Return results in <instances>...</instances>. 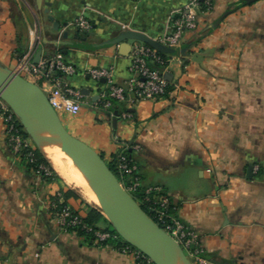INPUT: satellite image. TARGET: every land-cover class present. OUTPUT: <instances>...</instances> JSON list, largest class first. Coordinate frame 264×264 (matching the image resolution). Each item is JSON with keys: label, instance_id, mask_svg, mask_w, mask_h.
Returning a JSON list of instances; mask_svg holds the SVG:
<instances>
[{"label": "crops", "instance_id": "0c3cea01", "mask_svg": "<svg viewBox=\"0 0 264 264\" xmlns=\"http://www.w3.org/2000/svg\"><path fill=\"white\" fill-rule=\"evenodd\" d=\"M37 1L0 0V68L18 71L48 94L52 83L20 65L36 63L40 50V60L63 53L76 69L65 81L81 93L79 113L58 111L67 129L108 162L130 148L142 183L167 192L208 264H264V0H211L175 51L163 52L168 91L113 100L108 108L101 105L105 80L88 70L112 67L124 83L137 40L128 55L117 44L91 49L58 40L84 33L76 25L81 16L93 24L90 43L124 31L160 40L189 0ZM7 129L0 103V264H136L117 242L88 241L61 228L50 209L57 193L82 216L101 210L66 183L41 148L53 174L28 166ZM97 225L111 227L104 214Z\"/></svg>", "mask_w": 264, "mask_h": 264}, {"label": "built area", "instance_id": "2783aa9c", "mask_svg": "<svg viewBox=\"0 0 264 264\" xmlns=\"http://www.w3.org/2000/svg\"><path fill=\"white\" fill-rule=\"evenodd\" d=\"M203 7L206 10L210 9L212 1L189 0L185 9L173 18L169 32L159 41L171 48H177L181 44L184 33L197 27L199 11ZM76 25L83 32H90L93 29L92 22L83 16L76 19ZM162 53L144 42L137 41L133 45L131 52L129 69L132 77L124 83L116 82L112 67L90 68L88 70L89 74L94 79L105 80L107 85V92L103 94L101 105L104 108H108L112 105L113 100L130 103L140 98H157L164 95L169 89V82L160 69L166 64L164 53ZM20 68L28 70L36 78L46 79L52 83V89L47 95L57 111H66L72 114L79 113L81 109L79 99L81 93L65 81V76L73 74L76 69L65 59L63 53L58 52L52 57L39 60L37 63L28 64L24 61L20 65ZM0 103L8 123L7 130L12 148L17 154L22 155L23 149L28 144H31L32 141L14 131L16 121L19 120L1 97ZM128 115V112H124V116ZM27 157L29 161H33L32 154H28ZM118 170L122 177H125L126 180L128 179V186L125 185L124 181L120 180L130 193L142 186L143 183L137 164L131 162L129 157L124 153L118 155ZM39 172L44 173L45 176L53 174L50 167L42 164L39 166ZM153 190L160 191L161 188L147 186L145 192L149 194ZM60 195V193H57L50 200V209L61 228L76 231L94 230L92 225L84 221L82 215L75 212L69 204L60 199ZM145 199L150 200L149 195H146ZM156 202L160 203V207L156 210L158 218L161 222H165L166 225L162 227L182 245L188 256H194L198 264H208V260L201 256L203 249L199 246L197 234L188 228L179 218L167 214V208L172 203L168 194L160 195L156 199ZM59 204L63 205L60 207ZM166 217H170L171 221L167 222ZM94 234L95 239L98 241H123L124 245L119 247L120 251L132 254L135 257L136 264H155L144 252L124 241L112 226L105 229H96L94 230Z\"/></svg>", "mask_w": 264, "mask_h": 264}, {"label": "water", "instance_id": "95a60500", "mask_svg": "<svg viewBox=\"0 0 264 264\" xmlns=\"http://www.w3.org/2000/svg\"><path fill=\"white\" fill-rule=\"evenodd\" d=\"M37 2L41 5L42 0ZM228 13L220 17L217 24ZM55 29H58V26ZM89 35L88 32H78L73 39H68V32H65L58 43L91 49L117 44L121 53L128 55L132 47L131 41L137 40L164 53L175 51L174 48L138 31H124L99 43L88 42ZM41 55L42 50L37 55L36 63L39 62ZM170 76L166 77L171 79ZM0 97L12 109L38 147L31 127H39L50 132L65 143L71 156L80 164L97 188L101 196V212L124 241L144 252L155 264H193L182 245L157 223L128 191L104 156L88 142L67 129L47 93L37 82L12 69L0 68ZM114 122L116 124L117 120L115 119ZM251 174L252 166L249 168V175ZM164 236L168 240L166 244L162 240Z\"/></svg>", "mask_w": 264, "mask_h": 264}, {"label": "trees", "instance_id": "16d2710c", "mask_svg": "<svg viewBox=\"0 0 264 264\" xmlns=\"http://www.w3.org/2000/svg\"><path fill=\"white\" fill-rule=\"evenodd\" d=\"M16 23L18 25V27L21 26V21L19 19L16 18ZM163 54V53H162ZM16 133L20 134L22 137L24 138H29V134L27 133V131H25V129L23 128V126L21 125V123L19 121H16L15 124V130ZM124 154H126L129 159L131 160V162H136L133 156V151H131L130 148H125L123 150ZM28 154H32L33 157V161H29L28 160ZM22 158L27 160V165L28 166H33L37 171H39V166L42 165H46L48 167L51 166L48 162V160L46 159V157L43 155V153L41 152V150L39 149V147L32 142L31 144H28L22 151ZM111 169L118 175V177L124 181L125 185L128 186V179L126 180L125 177H122L119 170H118V156H116L112 161L108 162ZM53 172V169H51ZM140 174V172H139ZM44 175V173H43ZM45 176V175H44ZM55 176V174H54ZM48 177V176H46ZM141 177V174H140ZM125 178V179H124ZM147 186H145L144 184H142L141 187H139L137 190L132 191L134 197L139 201V203L141 204V206L143 207V209L149 213L157 222H159L161 224V226L165 227V222H161L158 218L157 212L156 210L160 207V203L156 202V199L160 196V195H166L167 192L164 189L159 190H153L151 193L146 194L145 189ZM146 195H149L150 200H146L145 197ZM171 199V197H170ZM172 203H170V205L167 208V214H170L172 216H176V205L173 202V200L171 199ZM63 204H59V206L61 207ZM84 221H86L88 224L93 226V229H103L101 227H99L97 225L98 220L103 218V214L101 212H99L97 209H91L90 212L86 215L83 216ZM167 222L171 221L170 217H166L165 218ZM110 227V226H109ZM94 230L91 231H87V230H79V234L84 236L85 239H88V241H91L93 239H95V234H94ZM108 242V241H107ZM110 242H117L116 245L118 247H121L124 245L123 241H110Z\"/></svg>", "mask_w": 264, "mask_h": 264}, {"label": "bare ground", "instance_id": "6f19581e", "mask_svg": "<svg viewBox=\"0 0 264 264\" xmlns=\"http://www.w3.org/2000/svg\"><path fill=\"white\" fill-rule=\"evenodd\" d=\"M34 137L46 157L50 160L59 175L91 205L100 207L101 196L82 169L80 164L71 156L65 143L56 135L39 127H31ZM167 243V238H162Z\"/></svg>", "mask_w": 264, "mask_h": 264}, {"label": "rangeland", "instance_id": "374dc122", "mask_svg": "<svg viewBox=\"0 0 264 264\" xmlns=\"http://www.w3.org/2000/svg\"><path fill=\"white\" fill-rule=\"evenodd\" d=\"M71 132V131H70ZM72 133V132H71ZM73 134V133H72ZM67 183V182H66ZM99 209H101V207H98ZM109 224H110V222H109ZM111 226V225H110Z\"/></svg>", "mask_w": 264, "mask_h": 264}]
</instances>
